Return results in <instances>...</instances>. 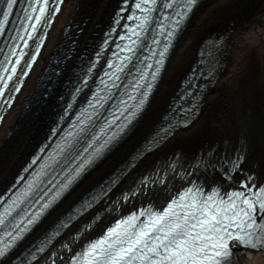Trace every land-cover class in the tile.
Instances as JSON below:
<instances>
[{
  "label": "bare ground",
  "instance_id": "bare-ground-1",
  "mask_svg": "<svg viewBox=\"0 0 264 264\" xmlns=\"http://www.w3.org/2000/svg\"><path fill=\"white\" fill-rule=\"evenodd\" d=\"M120 2L66 1L43 54L0 128V194L48 134L52 121L44 123L54 117L51 108L54 101L59 103L55 98L62 83L78 57L83 52H92L91 47L102 38ZM215 34L224 39L223 45H217ZM66 47L70 49V56L58 64L61 73H54L47 86L40 84L39 77L51 57ZM203 50L221 51V66L213 74V84L206 89L190 126L177 129L155 152L144 156L110 196L121 193L159 162L162 164L177 154V161L183 167L195 161L196 156H202L206 161L194 168L192 177L205 183L225 184L227 181L215 164L222 157L228 159L235 152H242L245 161L241 169L256 173L258 182H264V0H203L182 31L147 111L126 139L47 217L36 236L54 224L95 184L152 145L151 140L173 113L169 107L172 97ZM50 84L53 87L48 89ZM243 176L244 173H236L235 178L240 180ZM179 182L176 179L170 186L149 191L143 201L151 196L155 202H162ZM108 216L97 224L89 237L112 220L113 217L108 219ZM79 224H74L69 233ZM232 264H264V251H240Z\"/></svg>",
  "mask_w": 264,
  "mask_h": 264
},
{
  "label": "snow or ice",
  "instance_id": "snow-or-ice-1",
  "mask_svg": "<svg viewBox=\"0 0 264 264\" xmlns=\"http://www.w3.org/2000/svg\"><path fill=\"white\" fill-rule=\"evenodd\" d=\"M3 2L4 0H0V4ZM36 2H42L35 20V23L39 24L40 18L45 14L48 0ZM156 2L157 0H138L135 7L142 9L144 4ZM15 3L16 0H9L8 9L11 10ZM195 3L196 0H186V10L190 11ZM31 12L35 13L37 9L32 8ZM8 15V12L0 10V36L3 35ZM35 30L33 26L32 31ZM4 71L7 72L8 69ZM10 79L11 76L0 77V90L7 88L6 81ZM2 94L0 91V95ZM251 180L249 177L248 182H242L241 187L245 191L228 193L226 198L221 197L218 190H214L206 199L198 201L196 195L192 194V189H189L179 200L183 202L191 195V203L173 201L162 214L156 215L138 230L134 224L136 217L133 216L124 222L131 231L126 229L124 234L120 235L116 229L110 230L105 238L87 247L78 258L77 264H136L137 261L140 264H204L205 260H211V264H230L231 249L228 240L231 239L237 240L239 246L255 250L264 249V222L257 224V217L264 221V187L255 189L253 185L249 188L248 183ZM176 208L183 209V215L177 212ZM3 223L0 218V225ZM233 226L239 229L235 235L229 231ZM114 236L115 240L112 239ZM17 238L19 237L13 239ZM209 248L213 250L211 256L206 251ZM7 251L8 245L0 248V258H3Z\"/></svg>",
  "mask_w": 264,
  "mask_h": 264
},
{
  "label": "rangeland",
  "instance_id": "rangeland-1",
  "mask_svg": "<svg viewBox=\"0 0 264 264\" xmlns=\"http://www.w3.org/2000/svg\"><path fill=\"white\" fill-rule=\"evenodd\" d=\"M40 78V77H39ZM39 82V81H38ZM56 100V99H55ZM56 101H54V104L52 105V108L51 110L53 109V106L55 105ZM51 113V112H50ZM50 113L48 115V117L50 116ZM50 120V119H49ZM48 118L46 119L45 123L44 124H47L49 122Z\"/></svg>",
  "mask_w": 264,
  "mask_h": 264
}]
</instances>
